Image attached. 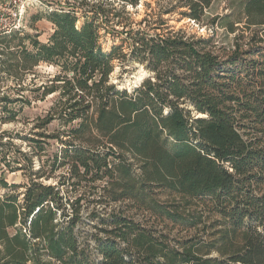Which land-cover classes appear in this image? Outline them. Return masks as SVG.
Instances as JSON below:
<instances>
[{
    "label": "trees",
    "instance_id": "16d2710c",
    "mask_svg": "<svg viewBox=\"0 0 264 264\" xmlns=\"http://www.w3.org/2000/svg\"><path fill=\"white\" fill-rule=\"evenodd\" d=\"M194 1H179L182 19L200 21L199 3L209 2ZM91 2L82 21L50 11L45 44L0 35H22L31 48L0 51L13 79L41 63L56 69L43 87L53 102L41 127L64 128L38 134L57 144L46 161L20 154L21 166L0 143V264H264V0L244 4L245 29L256 27L246 47L241 35L226 49L214 33L163 29L151 15L123 32L118 14L139 0ZM105 25L125 37L109 53ZM128 60L149 75L131 92L110 81L114 62ZM16 171L25 182L8 184ZM165 224L194 233L171 238Z\"/></svg>",
    "mask_w": 264,
    "mask_h": 264
},
{
    "label": "rangeland",
    "instance_id": "374dc122",
    "mask_svg": "<svg viewBox=\"0 0 264 264\" xmlns=\"http://www.w3.org/2000/svg\"><path fill=\"white\" fill-rule=\"evenodd\" d=\"M92 0H40L41 4L38 7L31 8L24 15L22 22L23 29L19 31L22 35H28L34 37L40 44L47 43L50 35L53 33V26L46 19L47 14L50 11H54L63 7L65 11L73 10L78 12L77 16L80 21L83 20V16L90 12L93 2ZM180 0H139V4L135 7H126L125 13H119V7L115 5L118 14L119 22L125 25L126 32L129 27L137 28L138 23L145 17L160 18L167 25L163 29L170 28V30L182 29L188 34L197 37H209L212 33L215 34L214 42L217 47L229 48L234 44V39L243 35V39H238V43L241 48H245L249 43L248 39L251 36L250 31L256 30V27H251L250 31L245 29L246 16L243 8L247 0H206L209 2L208 7L199 3L197 10L201 13V19L199 22H193L189 19H182L179 15L180 12H188V9L179 8ZM193 2H196L192 0ZM104 3V2H103ZM106 4V2L104 3ZM203 6V8H202ZM104 10H108V7H103ZM107 13V12H106ZM110 16V15H108ZM228 17V23H233L235 32L230 34L226 31V23L211 24L213 18ZM99 22H103L101 16ZM156 20V19H155ZM117 32H121V28H115ZM14 31L10 32L13 33ZM160 32V31H158ZM7 33V34H10ZM17 36L16 38L8 37L5 39V43L0 41V51L3 50L4 54L9 51H14V47L20 46L21 48L31 49L28 42L23 41L20 45V38L23 36ZM99 35L100 45L104 52L109 53L114 46H122V40L124 35L116 37L108 26H102ZM1 38V37H0ZM125 46V45H124ZM123 53L127 54L128 50L124 47ZM6 60V55L0 56V62ZM9 60V59H7ZM9 64V62H8ZM7 65V63L5 64ZM0 65V143L4 146L3 152H7V160L15 157L18 159V163L24 166L22 157L20 154L32 155L40 154L42 161H46L48 157L55 153L57 144L54 140L40 137L38 134L56 135L58 132H62L58 122L54 121L46 128L41 127V121L47 114L49 108L52 105L53 97L49 96L42 100L43 87L48 84L56 69L53 66L46 64H39L30 73L19 72L18 80L11 77L12 73L6 71V66ZM114 72L111 75L110 81L115 84L119 90H127L131 92L137 88L141 82L149 75L144 68L135 63L132 60H128L125 63L120 61L114 62ZM141 79L137 85V81ZM31 140H39L42 143L44 151L40 152L34 149V143ZM35 150V151H34ZM34 168L38 169L40 166L39 157L33 159ZM60 172L56 174L59 175ZM6 181L8 184H22L25 182V177L22 171H16L13 173L6 172ZM55 180H50L45 184H54ZM158 200L161 202H169L171 197L166 193H158ZM138 219H141L139 215ZM166 229L164 232L169 237H189L194 231L188 230L180 226H173L172 224H165Z\"/></svg>",
    "mask_w": 264,
    "mask_h": 264
},
{
    "label": "built area",
    "instance_id": "2783aa9c",
    "mask_svg": "<svg viewBox=\"0 0 264 264\" xmlns=\"http://www.w3.org/2000/svg\"><path fill=\"white\" fill-rule=\"evenodd\" d=\"M40 0H0V35L23 29L24 15Z\"/></svg>",
    "mask_w": 264,
    "mask_h": 264
},
{
    "label": "bare ground",
    "instance_id": "6f19581e",
    "mask_svg": "<svg viewBox=\"0 0 264 264\" xmlns=\"http://www.w3.org/2000/svg\"><path fill=\"white\" fill-rule=\"evenodd\" d=\"M140 81H141V79H139L136 84L138 85L140 83Z\"/></svg>",
    "mask_w": 264,
    "mask_h": 264
}]
</instances>
